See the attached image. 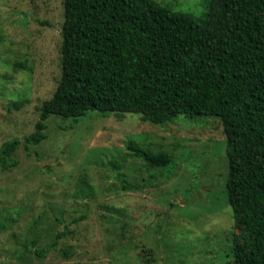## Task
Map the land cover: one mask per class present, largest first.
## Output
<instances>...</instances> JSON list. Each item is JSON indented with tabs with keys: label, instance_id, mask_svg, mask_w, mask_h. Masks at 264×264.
Returning a JSON list of instances; mask_svg holds the SVG:
<instances>
[{
	"label": "rangeland",
	"instance_id": "rangeland-1",
	"mask_svg": "<svg viewBox=\"0 0 264 264\" xmlns=\"http://www.w3.org/2000/svg\"><path fill=\"white\" fill-rule=\"evenodd\" d=\"M159 1L196 15L206 3ZM63 20V0H0V146L33 132L53 95ZM46 134L17 148V165L0 167V264H233L237 227L219 118L154 124L136 112L92 109L51 115ZM131 143L167 151L172 168H150ZM127 182L142 188L124 189ZM63 231L57 248L30 251Z\"/></svg>",
	"mask_w": 264,
	"mask_h": 264
},
{
	"label": "trees",
	"instance_id": "trees-1",
	"mask_svg": "<svg viewBox=\"0 0 264 264\" xmlns=\"http://www.w3.org/2000/svg\"><path fill=\"white\" fill-rule=\"evenodd\" d=\"M63 6L60 79L39 106L34 131L1 144L0 167L18 164L20 145L46 139L51 115L136 112L154 124L215 116L226 136L227 201L237 227L232 263L264 264V0H206L197 15L159 0H63ZM129 148L150 168L174 164L167 151ZM127 183L124 189L142 188ZM64 234L30 251L44 255Z\"/></svg>",
	"mask_w": 264,
	"mask_h": 264
}]
</instances>
